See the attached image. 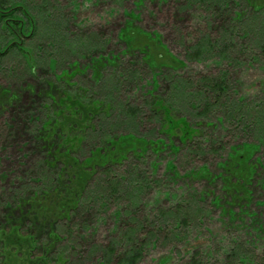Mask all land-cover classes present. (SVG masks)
Returning <instances> with one entry per match:
<instances>
[{
	"label": "rangeland",
	"instance_id": "1",
	"mask_svg": "<svg viewBox=\"0 0 264 264\" xmlns=\"http://www.w3.org/2000/svg\"><path fill=\"white\" fill-rule=\"evenodd\" d=\"M25 1L31 5L29 7H32L37 20L33 35L25 39V45L31 47V53L24 57L21 53L11 52L0 59V96L4 92L8 97H16L12 111L11 107L2 109L0 106V264H27L25 254L14 252L15 247L9 245L8 237L13 225H20V237L33 232L38 236V242H47L49 236L48 232L38 235V225L33 222L18 221L23 208H15L23 190L31 191L28 195L30 201L24 207L32 209L33 214L47 216L54 207L48 197L44 198L42 193L35 192L42 180L32 172H40L35 166V159L28 162L26 170H21L20 164L26 163L23 155L28 152L23 145L25 131L15 117V109L24 112L28 107H33L38 81L46 80L54 83V88L48 89L53 104H62L57 107V114L72 112L74 101L62 100L70 94L75 97V93H80L84 96L79 99L81 104L97 101L102 107L98 109L100 114H96L98 110L87 112L83 121L96 122L107 117L103 123H110L109 128L121 132L132 126L127 111L135 107L140 110L141 120L142 114L147 117L138 128L140 135L164 139L167 145L180 147L176 154L167 147L160 155L153 154L148 147L143 154L144 160L134 161L128 166L125 164L119 169L125 179L130 172L135 173L138 169L157 182L145 188L139 203L140 206L144 205L140 210H134L137 219L148 216L149 221L153 220L147 223V228L158 238L149 243L136 264H158V260L166 255L172 256L170 264H184L186 257L181 260L179 252L182 254L194 247L201 254L209 251L210 264H246L240 262L239 256L245 257V262L247 256L254 259L253 264H264V231L260 233L262 239L258 240L252 229L254 222L248 217L244 218L242 227H237L240 225L238 221L230 224L222 210L211 204L214 197L212 190L226 199L227 195L223 196L220 190L221 181L216 179L210 184L205 178H192L189 175L190 171L200 167H206L211 175H216L219 172L218 163L227 160V152L231 147L250 144V148H253L264 137V54L259 49L264 41V0H252L250 5L245 2L248 0ZM3 40L0 39L1 42ZM198 46L202 48L201 51H195ZM95 59L99 63H93ZM66 69L76 71V75L70 79L64 77L68 82L54 78V75H60ZM96 73H99L98 78ZM163 74L166 81L161 79ZM152 75L159 85L155 95L172 107L173 120L167 125L166 133L163 132L167 123L164 113L154 116L150 110L154 108L149 96ZM180 76L183 79L192 77L191 80L196 83L199 77L219 81L223 78L221 98L215 104L217 107L212 106L211 111L197 115L196 107L202 106L201 101L205 99L191 103L188 95H176L172 86ZM73 83L77 85L73 86ZM204 85L201 82L197 87L209 98L214 97V93ZM239 98L249 109L245 112L246 119H243L240 111H235L233 118L225 113L228 107L239 102ZM120 102H124L123 115L120 114L123 110ZM106 103H111L113 107L105 115ZM179 118H184L189 124L177 120ZM75 119H80L79 113ZM259 119L261 123L257 122ZM259 124L263 131H259ZM188 139L199 147L197 153H189L187 144L181 143ZM260 145L253 148L254 152L250 149L246 151V147L240 152L243 154L242 165L247 163L248 170L254 168L251 165L256 167L252 179L248 180L251 200L247 208L256 215V221L262 223L264 145ZM154 146V149L160 148L162 142ZM257 159L262 166L259 163L255 165ZM168 160L175 170L166 168ZM150 162L158 164L154 174L150 173ZM175 172L178 178L174 176ZM25 173L27 178L24 177ZM16 176L21 179L15 180ZM98 185L97 181L88 183V196L81 203L84 207H78L79 212L74 218L58 219L55 227L49 226L56 233L60 232L59 240L49 255L50 264H98L99 249L114 239L111 234L117 227L115 214L131 204L130 188L128 185L122 196L104 206L102 192L97 191ZM166 190L178 194L177 200H164L161 195ZM62 195L67 196V193L63 192ZM35 198L39 200L32 201ZM43 199L47 201L42 204ZM184 201L189 202L184 207L192 210L200 207L205 210L204 214L194 211L196 218L190 217L181 228L172 217L158 219L157 209ZM147 203L150 205L146 206ZM245 203L242 201L240 207H244ZM240 207L236 205L234 210ZM31 212L25 214L29 217ZM124 219H120L122 223H119L117 231L125 230L131 221ZM30 225L27 231L26 227ZM228 226L231 229L226 231ZM144 234V231L139 233L140 237ZM230 253L232 256H229ZM35 254L40 252L36 251Z\"/></svg>",
	"mask_w": 264,
	"mask_h": 264
},
{
	"label": "trees",
	"instance_id": "2",
	"mask_svg": "<svg viewBox=\"0 0 264 264\" xmlns=\"http://www.w3.org/2000/svg\"><path fill=\"white\" fill-rule=\"evenodd\" d=\"M245 2L250 5L253 1L248 0ZM29 6L31 5L25 0H0V30L2 31L0 39L4 38L2 42L0 41V59L5 58L7 54L11 52L21 53L24 57H27L31 53V47L25 45V39L30 34L33 35L37 20L33 14L32 7ZM259 46V49L264 54V41ZM198 50L201 51L202 48L198 46L195 51ZM93 63H99V60L95 59ZM96 67L97 65L95 68ZM98 74L96 75L97 78ZM75 75L76 71H69V69H66L62 71L60 75H54V78H57L59 81L63 79L68 82L69 80H66L64 77L69 78ZM161 79L166 81L165 74L162 75ZM191 79L192 77L183 79L180 76V78L173 83L172 89L176 95H180L181 97L188 95L191 103L194 101L197 103L205 99L203 102L201 101V103H203L202 106L196 107L198 108L196 114H206L205 111H211L212 106H215L221 98L223 89L221 82H224L223 78H220L219 81L218 79L207 80L209 78L205 79L199 77L197 78V83ZM38 82L35 99L32 103L34 104L33 107H28L24 112H18L15 109V117L21 123L22 130L25 131L26 140L23 145L28 152L27 155H23L26 159V163H21L20 167L23 172V169H27L28 162L35 159V166L39 168L40 172H36L35 170L32 172L38 174V176L42 178L35 192H38L37 194L42 193L44 198L48 197V200L54 204V207L49 211V215L47 216L39 213L37 215L33 214L31 212L32 209L24 207V205L30 201L31 197L28 195L29 193L31 194V191L23 190L21 192L22 195L19 197L20 202L15 205V208L16 210H18L19 207L23 208V214H19L18 221L26 220L28 223L33 222L38 225L36 229L38 235L48 232L49 236L47 242H38V236L33 232L22 234V237H20L18 235L20 225H13L11 230L12 233L8 237V242H10L9 245L16 248L11 247L14 252L25 254L24 256L26 257L27 264H50L49 261L51 258L49 259V255L53 252L52 248L59 240L60 235V232L56 233L51 227H55L58 223V219L71 220L79 212L78 207H84L81 203H83L82 199L88 196V183L91 181L99 182L97 191L102 192L100 194L104 206L114 198L116 199L118 196H122L123 191L129 185V196L132 198L131 204L127 207H123L121 212H118L115 216L117 215V227L119 223H122L120 220L121 218L124 219L126 217L124 220L131 221L122 232L117 231V227L112 231L111 235H114V239L112 238L113 240L110 241L109 244L99 249L100 260L98 264H136L142 258V254L149 246V243H153L158 238L157 234L155 235L147 228V223L150 224L153 220L149 221L148 216L146 218L137 219L134 210H140L144 205V200L142 203L143 205L140 206L139 203L143 199L145 188H149V184H157V182L150 180L149 176L137 168L135 173L133 171L130 172L125 179L119 169L125 164L128 166L134 163V161L144 160L145 157H143V154L148 147H150V150L155 155L162 154L167 147L176 154L179 152L180 147L167 145L164 139L158 140L149 136L140 135L138 128H140L144 119L147 117L142 114L143 119L141 120L139 114L140 110H137L135 107L134 109L129 108V113L127 111V116L130 118V124L132 126H130V129L121 132L116 128H109L110 123H103L107 117L96 122L83 121L82 119L87 116V112L91 110H93L91 112H94L102 107L99 106L97 101H92L90 104H81L79 99H83L84 96L80 93H75V97H72L70 94L67 96V99L62 100L74 101L72 103L73 113L68 111L67 115H63L62 112L57 114V107L62 104H53L54 100L48 92V89L54 88V83L49 80ZM201 82L205 83V88L214 93V97L209 98L203 94L204 92L201 88L197 87ZM75 85L77 84L73 83V86ZM158 88V80L152 75L149 96L151 97L152 107L154 106V108H150V110L151 114H154V116H160V112H162V114L164 113L167 120L166 126L163 127V132H165L167 130V125L173 120L171 119L172 107L164 103L159 96L155 95ZM186 90L190 91L187 92ZM11 96L8 97L2 92L0 96V106L2 109L11 107L10 110H13L16 97ZM114 98L116 99V96H114ZM185 100L186 99H184V101ZM18 103L17 101V104ZM120 103L119 105L123 106V110L120 114L123 115L124 102ZM235 104L236 106H234ZM235 104L228 107L227 112H225L229 114L227 116L233 118L236 115L234 112L240 111L243 114V119H246L245 112L248 108L246 104H244V101L239 98V102ZM35 105H37V107H35ZM85 106L86 108H84ZM147 106L150 107V105ZM66 107L69 109L68 105H65V108ZM112 107L111 103H106L104 109L105 115L110 113ZM77 113H79L80 117L78 120L75 119ZM98 113L100 114V110H98V112L96 111V114ZM177 120H183L188 123L184 118H179ZM257 122L261 123V120L259 119ZM162 123L164 124V122ZM195 128L198 129V126L195 125ZM259 131H263V127H261L260 124ZM102 132H104V134ZM82 134L85 135L81 136ZM86 135H89V137H86ZM97 136H99V138H97ZM159 141L162 142V147L154 149V147H156L154 145ZM190 141L192 140L188 139L181 143L184 145L187 144L186 146L187 149H189V153H197L199 147ZM100 142L101 145H99ZM259 144H261L260 146L264 145V137L260 139L259 143L253 146V148H257ZM250 146V144H243L242 147H231L230 151L228 150L227 152V160L225 159L218 163L219 172L216 175H211L206 167H200L196 171L192 170L189 172V175L192 178H205L210 184H213L216 179L220 180V190L223 192V196L227 195L226 199H222V196L214 194L215 192L212 190L214 197L211 200V204L215 208L222 210L223 216L229 219L230 224L235 221L240 222V225L237 226L238 228L244 226V218H250L251 222H254V228H250L255 232L256 238L261 240L260 233L264 231L262 229L264 221L262 223L259 222V220L256 221V215L247 208L251 200V190L247 188L249 184L248 180L252 179L256 167L251 165L254 168L250 167V170H248L249 168H246L247 163L242 165L243 154L240 152L245 147L246 151L250 149L254 152L253 148H250ZM255 162V165L259 163L262 166L261 161L258 159ZM157 166V162H150L149 167L151 174L155 173ZM166 168L175 170V167L169 160L166 163ZM31 169L32 167L29 168V170ZM195 174L198 175L195 176ZM174 176L176 178L179 177L176 172ZM24 177L27 178V173H25ZM233 178H235L234 181H232ZM18 179L21 178L16 176L15 180ZM261 184L264 185V182ZM19 192L20 191H17V193ZM63 192H66L67 196L62 195ZM92 194L93 192L91 195ZM161 197L164 200H177L178 194H173L170 190H166ZM37 200H39V198H35L32 201ZM46 201L47 199H43L41 203L43 204ZM229 201H232V203H229ZM242 201H246L244 207H240ZM187 203L189 202L184 201L182 204L177 202L173 203V206L157 209L158 219L166 220L172 217L176 220V225L181 228L184 223L189 221L190 217L196 218L197 214L193 215L194 211L198 214H204L205 210L200 207H196L195 210H192L190 207H184ZM149 205L150 204L147 203L146 206ZM236 205L240 207L237 211L234 210ZM257 205H260V203ZM27 212H31L29 217L25 214ZM122 213H124V215H122ZM30 227L31 225L26 227L27 231L30 230ZM229 229H231L229 226L225 228L226 231ZM206 230L210 231L209 229ZM140 231H144L145 233L141 237L139 235ZM70 233H72V231ZM36 251H39L40 254L36 255ZM208 253L209 251L201 254L197 250V247H194L185 253L182 252V254H180L179 252V257H181V260L186 257L184 264H210L209 259L211 258H209L210 256ZM58 255L62 257L61 253H58ZM229 256H232V253H230ZM237 258L240 259V262L253 264V258L251 259L246 256V262L244 260L245 257L241 258V256H239ZM172 260V256L166 255L158 260V264H170ZM64 263L65 262H63V264Z\"/></svg>",
	"mask_w": 264,
	"mask_h": 264
}]
</instances>
